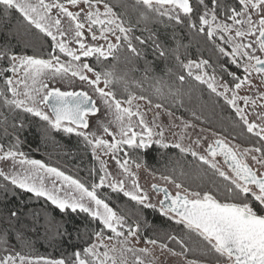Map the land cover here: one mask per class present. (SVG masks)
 Listing matches in <instances>:
<instances>
[{
    "label": "snow or ice",
    "instance_id": "obj_1",
    "mask_svg": "<svg viewBox=\"0 0 264 264\" xmlns=\"http://www.w3.org/2000/svg\"><path fill=\"white\" fill-rule=\"evenodd\" d=\"M118 7L127 5L122 0H0V19L16 13L20 24L42 37L41 47L49 43L46 52L31 54L0 46V180L5 182L0 190H23L61 213L85 214L95 225L78 235V250L60 258L22 254L8 232H0V264H156L149 246L174 256L191 251L181 233L195 235L216 264H264V0H135L136 23L145 25L141 35ZM153 22L172 27L175 47L147 28ZM177 28L194 30L215 59L187 58L189 44L177 38ZM143 46L177 68H166V75L174 76L171 82L153 78L151 96L131 90L135 84L144 92L139 82L118 74L115 63H107L119 62L121 53L129 61L141 58ZM145 70L151 71L148 62ZM189 81L230 108L234 126L242 130L234 138L250 146L240 150L241 145L216 132L205 134L203 128L196 132L191 121L175 116L170 109L183 108ZM162 113L172 118L168 127L158 122ZM25 116L77 137L99 165L89 169L90 179L26 154L20 135L28 123ZM192 116L200 119L195 112ZM154 147L174 150L179 157L170 156L174 166L166 165L159 177L174 192L160 183L150 185L155 203L137 171L147 167L144 156ZM189 156L188 163L195 165L191 172L201 180L211 174L212 188L187 182L191 172L181 160ZM113 194H122L141 211H158L180 233L146 235L147 219H130L112 205ZM16 239L31 247L22 233ZM141 241L144 246L138 247Z\"/></svg>",
    "mask_w": 264,
    "mask_h": 264
},
{
    "label": "trees",
    "instance_id": "obj_2",
    "mask_svg": "<svg viewBox=\"0 0 264 264\" xmlns=\"http://www.w3.org/2000/svg\"><path fill=\"white\" fill-rule=\"evenodd\" d=\"M127 5L126 8L118 7L117 10L126 14V19L130 20L134 27L137 28L135 34L141 35L144 24L137 25L138 12L134 9L135 0H122ZM18 24L20 25L19 27ZM147 28L155 32L159 38L168 45L175 47V41L171 38L172 27H165L160 23H149ZM177 38L184 44H189L187 48V58L196 59L199 57L215 59L212 49L199 36L189 32L187 28H177ZM144 36L148 33L143 32ZM42 37L26 25L20 24L18 15L13 13L8 20L0 19V46L10 45L13 52L28 53L46 52L49 47L47 41L43 42ZM145 51L141 58L126 60L127 53L120 54L119 62H107L109 66L116 64L118 74H126L127 79L137 81L141 84L144 92L141 93L135 84H131V90L137 94L152 95L151 85L155 77H164L171 82L174 76L166 75V68L177 70L173 60H162L155 56L151 47L143 46ZM183 52V50H182ZM182 58H185L182 55ZM89 62L94 63V59ZM146 62L151 65V71L146 72ZM186 95L183 96V108L177 110L175 107L170 110L174 111L177 116L183 117L193 123L202 125L208 129L216 131L228 139L236 140L244 146H250V142H244L241 138H234L242 130L234 126L232 121V112L222 100L217 99L209 91L195 82L189 81L185 85ZM118 94L122 90L118 87ZM155 102V99H154ZM195 112L200 119L197 120L192 116ZM28 121L23 132L20 134L23 140L22 150L31 158L43 160L52 166H58L68 174L79 177L81 180H89V169L99 165L93 159L91 152L84 144L74 135H67L63 132H57L48 128L38 118L25 116ZM11 131V129H9ZM178 159L174 150H165L154 147L147 151L144 159L147 170L154 174L161 175L165 171V166L169 168L174 164L170 163L169 157ZM192 158L181 160V165L186 171L194 169L195 165L188 163ZM179 169L177 170L178 175ZM211 174L204 176L203 179H197L195 173L191 172L190 179L187 181L193 187L202 185L205 188H212ZM5 183L0 181V184ZM10 190L4 192L0 190V232L7 231L9 242L14 246L16 251L22 254L33 256H45L50 258H60L61 256H70L73 250H78L82 242L78 235L83 236L85 227H94L89 224L85 214L82 213H61L54 205L43 198H35L32 194L23 190L9 186ZM107 191V190H106ZM111 203L114 207L121 209L130 219H147L149 228L145 230L146 235H158L161 238L167 232L180 233V229L173 225L167 218L159 215L158 211L144 209L141 211L134 202H129L122 194H113ZM11 211L17 212V217H11ZM59 230V233H58ZM22 233L26 240L31 241V247L24 246L16 239V233ZM191 249L186 256L188 260H197L201 264H216V257L213 253L206 252L203 244L195 235L181 233ZM4 247L0 245V248ZM169 247L179 252V246L169 243Z\"/></svg>",
    "mask_w": 264,
    "mask_h": 264
},
{
    "label": "rangeland",
    "instance_id": "obj_3",
    "mask_svg": "<svg viewBox=\"0 0 264 264\" xmlns=\"http://www.w3.org/2000/svg\"><path fill=\"white\" fill-rule=\"evenodd\" d=\"M57 87H61L62 89H67V90H72L68 85L66 84H57L56 85ZM140 104L144 107H147L146 105H144V101H140ZM153 111H160V110H156V109H153ZM176 117H180V116H177L175 114ZM149 120L152 119V112H149L148 113V117H147ZM185 119V118H184ZM187 120V119H186ZM159 123H162L165 127H168L170 125V123L172 122V118H170L169 116H167L166 114H161V116L159 117V120H158ZM177 124L180 122L179 120H176L175 121ZM193 123V122H192ZM194 125H196V132H199V130L201 128L205 129L206 130V133L205 134H210L211 132H216V131H213L211 129H208L202 125H198L196 123H193ZM93 128L95 129V123L93 122ZM217 133V132H216ZM219 134V133H218ZM68 135V134H67ZM220 136L226 138L225 136L219 134ZM212 137L209 135V139H211ZM171 139V138H169ZM228 141H230L232 144H239L241 145V149L240 150H243V148L245 147H248V146H244L242 145L241 143H239L238 141L236 140H231V139H228L226 138ZM249 163H251V161H249ZM110 166L111 165V162H110ZM138 171V177H139V183L142 185V187L149 192V195L152 196V201L153 203L156 202L157 200V197L152 193L151 189H150V185L152 183H160L161 185L163 186H166V187H169L171 191H175V188L172 187L171 185H166L164 183V181L160 180L159 177L160 175H157V174H154L153 172L147 170L145 167H142L141 169L137 170ZM1 181V180H0ZM138 247L140 246H144L143 245V241L140 242V244L137 245ZM150 247V250H151V253H152V257L155 259L156 261V264H187V261H190L188 259H185L184 257L182 256H174L172 253L168 252L167 250H162L160 249L158 246L157 247H152V246H149ZM2 254V253H0ZM201 264V263H200Z\"/></svg>",
    "mask_w": 264,
    "mask_h": 264
}]
</instances>
